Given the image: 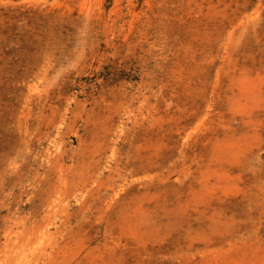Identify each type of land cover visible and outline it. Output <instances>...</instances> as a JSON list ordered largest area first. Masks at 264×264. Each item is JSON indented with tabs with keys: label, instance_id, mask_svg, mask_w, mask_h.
Wrapping results in <instances>:
<instances>
[{
	"label": "rangeland",
	"instance_id": "obj_1",
	"mask_svg": "<svg viewBox=\"0 0 264 264\" xmlns=\"http://www.w3.org/2000/svg\"><path fill=\"white\" fill-rule=\"evenodd\" d=\"M0 264H264V0H0Z\"/></svg>",
	"mask_w": 264,
	"mask_h": 264
}]
</instances>
